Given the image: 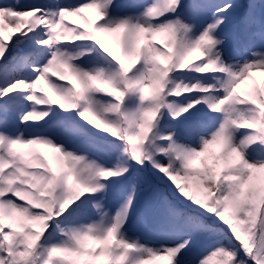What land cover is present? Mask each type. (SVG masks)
Listing matches in <instances>:
<instances>
[{"label":"snow or ice","instance_id":"snow-or-ice-1","mask_svg":"<svg viewBox=\"0 0 264 264\" xmlns=\"http://www.w3.org/2000/svg\"><path fill=\"white\" fill-rule=\"evenodd\" d=\"M165 260L264 264V0H0V264Z\"/></svg>","mask_w":264,"mask_h":264},{"label":"rangeland","instance_id":"rangeland-1","mask_svg":"<svg viewBox=\"0 0 264 264\" xmlns=\"http://www.w3.org/2000/svg\"><path fill=\"white\" fill-rule=\"evenodd\" d=\"M5 2H12V0H5ZM25 2H28V0H25ZM72 19H74V18H72ZM38 107H42V106H38ZM42 150H44V151H49V150H47V149H42ZM156 264H167V261L165 260V261H158V262H156Z\"/></svg>","mask_w":264,"mask_h":264}]
</instances>
